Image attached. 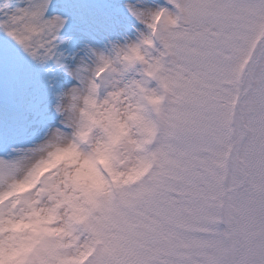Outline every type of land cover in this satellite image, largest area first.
I'll return each mask as SVG.
<instances>
[{"label":"snow or ice","instance_id":"snow-or-ice-1","mask_svg":"<svg viewBox=\"0 0 264 264\" xmlns=\"http://www.w3.org/2000/svg\"><path fill=\"white\" fill-rule=\"evenodd\" d=\"M0 264H264V0H0Z\"/></svg>","mask_w":264,"mask_h":264}]
</instances>
